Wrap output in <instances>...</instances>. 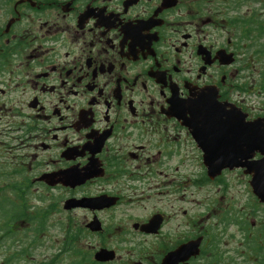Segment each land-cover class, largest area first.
I'll return each mask as SVG.
<instances>
[{
    "label": "flooded vegetation",
    "instance_id": "obj_1",
    "mask_svg": "<svg viewBox=\"0 0 264 264\" xmlns=\"http://www.w3.org/2000/svg\"><path fill=\"white\" fill-rule=\"evenodd\" d=\"M262 17L264 0H0V179L60 194L51 209L96 264H264L246 168L211 178L205 153L222 151L199 145L184 107L205 89L233 102ZM102 248L116 260L96 262Z\"/></svg>",
    "mask_w": 264,
    "mask_h": 264
},
{
    "label": "water",
    "instance_id": "obj_2",
    "mask_svg": "<svg viewBox=\"0 0 264 264\" xmlns=\"http://www.w3.org/2000/svg\"><path fill=\"white\" fill-rule=\"evenodd\" d=\"M228 60V64H232L233 56ZM184 107L189 109L188 113L192 117L186 120L185 124L192 129L199 145L203 148L219 147L222 151L219 154L221 161L218 162L210 161L215 158L214 154L205 153V164L209 168L211 178L218 176L227 168L231 170L246 168V174L251 176L250 185L253 193L264 204V117L247 120L248 113L243 112L233 103L219 102L218 92H212L210 89L197 93L185 103ZM227 107L230 110H224ZM181 116L185 118L186 114ZM202 133L206 136H197ZM256 154H260L262 158L256 162L251 161ZM62 183L68 185L67 182L62 181ZM70 186L73 187L75 184L70 183ZM96 201V199L67 200L64 203V210L80 207L94 210L99 208ZM95 221L89 227L92 231L98 232L101 230V224L97 219ZM116 256L114 250L102 248L95 254V260L107 263L114 261Z\"/></svg>",
    "mask_w": 264,
    "mask_h": 264
},
{
    "label": "rangeland",
    "instance_id": "obj_3",
    "mask_svg": "<svg viewBox=\"0 0 264 264\" xmlns=\"http://www.w3.org/2000/svg\"><path fill=\"white\" fill-rule=\"evenodd\" d=\"M257 5L255 2H246V10ZM246 53L243 51L242 53ZM247 56H250V69L247 74L250 76L249 83L255 84L260 77V70H262V62H258L257 59L253 60V54L250 51L247 52ZM258 87L249 88V93L239 94L234 92L231 96L233 103L238 107L246 110L251 116H258V114L264 113V91L258 90ZM248 183V180H247ZM249 187V185H247ZM8 192V191H7ZM61 195L57 193H49L47 191L36 192L34 189L30 196L29 205L36 208L32 210L33 213L40 212L41 216H46V227L41 234L36 233L34 228L37 225L30 223L28 219L24 222L20 221L14 224V235L0 234L2 244L0 246V264H23L27 261V264H40L54 261L59 255L60 249L65 242V238L69 235L71 227H74L72 218L68 221V216L62 209V212L58 210H52L50 205L55 203V199L60 198ZM63 203L60 208H62ZM58 211V212H57ZM31 212H27V216ZM111 220L107 218L106 225L110 226ZM37 238V242H33L32 238ZM115 243L109 242L107 245L112 246ZM83 243L75 244L74 246L80 247ZM89 244H86V246ZM93 245H97L93 243ZM98 247V246H97ZM22 249L26 253L24 258L18 255ZM87 250V249H86ZM61 264H69L70 259L67 256H60ZM23 262V263H22ZM25 264V263H24Z\"/></svg>",
    "mask_w": 264,
    "mask_h": 264
},
{
    "label": "trees",
    "instance_id": "obj_4",
    "mask_svg": "<svg viewBox=\"0 0 264 264\" xmlns=\"http://www.w3.org/2000/svg\"><path fill=\"white\" fill-rule=\"evenodd\" d=\"M250 23V24H249ZM246 39L252 40L255 44L256 49L247 50L245 53L246 59H248L247 52L250 51L253 54L254 59L258 62H262V70H260V77L255 84L248 82L241 87L242 91H249V88L258 87V90L264 91V17L253 20V23L247 22L246 24ZM252 32L256 34L251 37ZM257 44V45H256ZM253 47V48H255ZM247 64L248 61H245ZM8 191V192H7ZM29 195L22 193V189L13 179H0V234L14 235V224L20 221H25L28 219L30 223L37 225L33 231L38 234L44 232L46 227V216L39 218L40 212L36 214L38 217L29 215ZM73 234L69 233L65 244H63L60 253L51 263H41V264H61L60 256H67L70 259L69 264H96L91 260L90 256L82 252L79 248L75 247V243L71 241V236ZM74 236V235H73ZM2 237V236H1ZM0 237V246L2 244V239ZM24 254V253H23ZM22 254V255H23Z\"/></svg>",
    "mask_w": 264,
    "mask_h": 264
}]
</instances>
